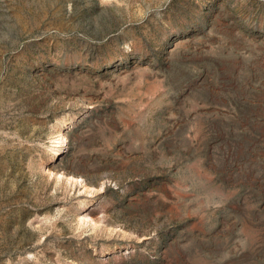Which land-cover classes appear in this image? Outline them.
Masks as SVG:
<instances>
[{"label":"rangeland","instance_id":"374dc122","mask_svg":"<svg viewBox=\"0 0 264 264\" xmlns=\"http://www.w3.org/2000/svg\"><path fill=\"white\" fill-rule=\"evenodd\" d=\"M0 264H264V0H0Z\"/></svg>","mask_w":264,"mask_h":264},{"label":"bare ground","instance_id":"6f19581e","mask_svg":"<svg viewBox=\"0 0 264 264\" xmlns=\"http://www.w3.org/2000/svg\"><path fill=\"white\" fill-rule=\"evenodd\" d=\"M61 145H62V146L64 145V139L62 140V143H61Z\"/></svg>","mask_w":264,"mask_h":264}]
</instances>
